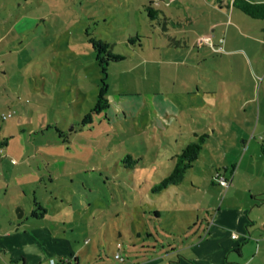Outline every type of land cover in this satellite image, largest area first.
I'll use <instances>...</instances> for the list:
<instances>
[{
  "label": "rangeland",
  "instance_id": "obj_1",
  "mask_svg": "<svg viewBox=\"0 0 264 264\" xmlns=\"http://www.w3.org/2000/svg\"><path fill=\"white\" fill-rule=\"evenodd\" d=\"M89 36L124 55L106 65L107 106L98 110L103 73ZM196 83L215 89L203 95L213 104L176 99ZM162 94L168 100L156 103ZM8 112L0 117V243L8 245L0 264L37 259L39 246L66 254V245L81 264L134 261L144 244L177 237L174 214L205 215L218 202L225 187L215 172L237 164L246 141L242 169L264 171V17L233 0H0V114ZM204 124L193 167L157 190Z\"/></svg>",
  "mask_w": 264,
  "mask_h": 264
},
{
  "label": "crops",
  "instance_id": "obj_2",
  "mask_svg": "<svg viewBox=\"0 0 264 264\" xmlns=\"http://www.w3.org/2000/svg\"><path fill=\"white\" fill-rule=\"evenodd\" d=\"M198 38L200 35L197 36ZM215 42H218V39ZM183 87H188V84L183 83ZM213 90L215 89L209 90L201 83H196L194 90L187 91L188 96L184 89L177 93L176 99L185 96L186 99L199 98L202 105L208 106L213 103L205 101L203 95L214 93ZM160 100L168 99L164 94L158 98L155 97L156 103L159 104ZM192 103L195 106V103ZM189 104L191 103L188 102ZM256 104L259 107V103ZM202 108L205 109V106ZM200 111L203 112V109ZM220 112L221 115H224L222 108H220ZM219 121L221 122L219 124L224 128L225 125L222 122L225 120L220 118ZM211 128L212 131L215 129L213 126ZM226 128H230V126H226ZM208 130L207 124L196 127L193 131L194 138L191 140L204 133L206 136L202 146L206 147ZM249 143L250 140L244 143L245 150L241 160L249 148ZM257 149V154L264 156V146L260 144ZM241 160L237 164L230 163L229 169L228 166H223L225 172L220 174L227 178L228 185L224 186L222 197L218 202L216 198L213 203L205 207V215L198 210L196 213L189 210L180 212L181 215L178 218L173 213L176 225L170 227V230L177 237H171L170 240L165 241L154 239L155 242L144 244L145 249L141 251L140 258L134 261L127 259L124 264H264V171L249 175L242 169ZM228 171L229 173H227ZM214 181L218 183L216 180ZM153 212L156 218H160L158 209H153ZM44 214L45 211L40 216ZM32 230L34 232V229ZM11 231L10 227L2 233L10 235ZM232 233L235 234L234 237L231 236ZM147 234L151 235L150 232ZM51 237L53 238V235ZM54 238V242L59 241L56 236ZM7 246L5 243H0V250L5 253L8 249ZM39 247L41 256L37 259L28 261L24 255H21L16 260L9 258V264H53L51 260L58 264H81L82 258L79 257V253L72 251L68 245L65 246L66 254L58 247L46 250ZM90 263L85 259L82 261V264Z\"/></svg>",
  "mask_w": 264,
  "mask_h": 264
},
{
  "label": "trees",
  "instance_id": "obj_3",
  "mask_svg": "<svg viewBox=\"0 0 264 264\" xmlns=\"http://www.w3.org/2000/svg\"><path fill=\"white\" fill-rule=\"evenodd\" d=\"M242 3H236V0H233V4H238L239 7L244 9L245 11L251 12L253 15H258L260 17H264V2H250L247 0H240ZM149 15H151V11L153 8L151 5H147ZM88 41L91 44L95 52V59L97 64L100 67L103 76L101 77V82L99 85V89L97 92V100L95 105L91 108V110H98L100 108L107 106V99L105 97L107 83L105 81L106 75V65L109 61H116L124 58V55L120 53H114L110 49V44L102 40L100 38H96L94 36H89ZM90 110V111H91ZM89 113L87 112L84 115V118H89ZM206 134L202 133L197 135L196 139L189 141L186 143L180 150L179 153L174 154V164L171 170L160 180L156 185V189L159 190L165 187L168 184H177L182 180L184 176V172L187 168L191 167L194 160L197 158L198 153L202 149L203 142L205 140ZM153 190V189H152ZM37 203V202H36ZM44 212H36L35 209L32 210V214L34 216H40Z\"/></svg>",
  "mask_w": 264,
  "mask_h": 264
},
{
  "label": "built area",
  "instance_id": "obj_4",
  "mask_svg": "<svg viewBox=\"0 0 264 264\" xmlns=\"http://www.w3.org/2000/svg\"><path fill=\"white\" fill-rule=\"evenodd\" d=\"M200 40H204V41H206L208 44L213 45V44H212V41H211V37H210L209 35L202 36ZM221 41H222V39L219 38V43L215 46V49H216V50L221 49V44H220ZM9 115H10V112H8L7 114L1 113V114H0V117H1V118H5L6 116H9ZM0 152H1V145H0ZM12 161H14V159H12ZM214 178H215V180H216L219 184H221V185H223V186H225V187L228 185V180H227V178H226L225 176L221 175L219 172H215ZM231 236L234 237L235 234L232 233ZM115 256H117V254H115ZM51 262H52L53 264H58V263H56V262H53L52 260H51Z\"/></svg>",
  "mask_w": 264,
  "mask_h": 264
},
{
  "label": "water",
  "instance_id": "obj_5",
  "mask_svg": "<svg viewBox=\"0 0 264 264\" xmlns=\"http://www.w3.org/2000/svg\"><path fill=\"white\" fill-rule=\"evenodd\" d=\"M22 215V210H19L18 216Z\"/></svg>",
  "mask_w": 264,
  "mask_h": 264
},
{
  "label": "flooded vegetation",
  "instance_id": "obj_6",
  "mask_svg": "<svg viewBox=\"0 0 264 264\" xmlns=\"http://www.w3.org/2000/svg\"><path fill=\"white\" fill-rule=\"evenodd\" d=\"M33 210V209H32Z\"/></svg>",
  "mask_w": 264,
  "mask_h": 264
}]
</instances>
